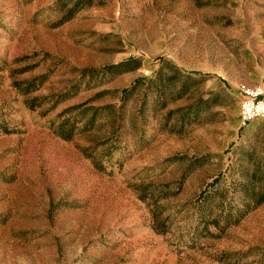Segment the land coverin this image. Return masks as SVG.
Wrapping results in <instances>:
<instances>
[{
	"label": "rangeland",
	"instance_id": "obj_1",
	"mask_svg": "<svg viewBox=\"0 0 264 264\" xmlns=\"http://www.w3.org/2000/svg\"><path fill=\"white\" fill-rule=\"evenodd\" d=\"M257 86L264 0H0V264H264Z\"/></svg>",
	"mask_w": 264,
	"mask_h": 264
},
{
	"label": "built area",
	"instance_id": "obj_2",
	"mask_svg": "<svg viewBox=\"0 0 264 264\" xmlns=\"http://www.w3.org/2000/svg\"><path fill=\"white\" fill-rule=\"evenodd\" d=\"M240 122L242 126L256 119L264 120V89L261 86L241 91Z\"/></svg>",
	"mask_w": 264,
	"mask_h": 264
},
{
	"label": "trees",
	"instance_id": "obj_3",
	"mask_svg": "<svg viewBox=\"0 0 264 264\" xmlns=\"http://www.w3.org/2000/svg\"><path fill=\"white\" fill-rule=\"evenodd\" d=\"M133 65H134V67H132ZM137 67H138V61L130 59V60H127L124 62H120L117 65H111V66L102 68V72H104V73H106V72L107 73L125 72V71L131 70V69H135ZM88 71H91L90 73L96 72V70L92 71V69L88 70ZM192 81H193V79H190V77H185L179 92L184 93L187 90L188 86L190 85V82H192ZM194 82H196V81H194ZM126 92H127V90H123L124 94Z\"/></svg>",
	"mask_w": 264,
	"mask_h": 264
}]
</instances>
